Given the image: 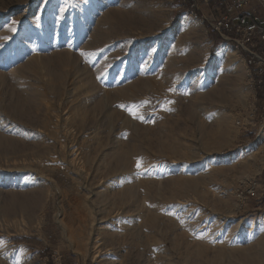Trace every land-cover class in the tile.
Masks as SVG:
<instances>
[{
    "label": "rangeland",
    "instance_id": "obj_1",
    "mask_svg": "<svg viewBox=\"0 0 264 264\" xmlns=\"http://www.w3.org/2000/svg\"><path fill=\"white\" fill-rule=\"evenodd\" d=\"M179 11L0 0V264H264V207L233 196L261 162L246 68ZM3 176L33 213L5 215Z\"/></svg>",
    "mask_w": 264,
    "mask_h": 264
},
{
    "label": "built area",
    "instance_id": "obj_2",
    "mask_svg": "<svg viewBox=\"0 0 264 264\" xmlns=\"http://www.w3.org/2000/svg\"><path fill=\"white\" fill-rule=\"evenodd\" d=\"M180 11L200 21L217 35L246 68L250 95L235 121L244 137H254L261 162L259 172L241 180L233 196L238 212L252 199L264 207V0H176Z\"/></svg>",
    "mask_w": 264,
    "mask_h": 264
},
{
    "label": "bare ground",
    "instance_id": "obj_3",
    "mask_svg": "<svg viewBox=\"0 0 264 264\" xmlns=\"http://www.w3.org/2000/svg\"><path fill=\"white\" fill-rule=\"evenodd\" d=\"M151 19V18H150ZM154 19H151V21ZM150 21V22H151ZM149 27V26H148ZM120 28V27H118ZM136 28V27H135ZM113 29V28H112ZM118 31V30H117ZM120 31V30H119ZM111 32V31H109ZM45 46V45H44ZM65 56V55H64ZM68 61V59H65ZM56 61V60H55ZM73 61V60H72ZM70 63V62H69ZM73 63V62H72ZM66 64V63H65ZM74 64V63H73ZM72 64V65H73ZM61 68V67H60ZM75 68V67H74ZM72 69V68H71ZM57 73V72H55ZM61 78V77H60ZM24 105V103H23ZM22 106V105H21ZM17 107V106H16ZM24 108V107H23ZM16 110V108H15ZM17 114V113H16ZM24 121V120H23ZM27 123V122H26ZM31 125V124H30ZM9 131V129H7ZM222 137V136H221ZM2 139L4 140V137H0V147H2V149L4 150L5 148L3 147V143L6 146V140L2 141ZM10 143V142H9ZM3 145V146H2ZM1 149V150H2ZM10 149V148H8ZM15 150V149H14ZM138 150V149H137ZM7 151V150H6ZM136 151V150H135ZM22 176V175H21ZM2 177V176H1ZM4 177V176H3ZM15 178V177H14ZM13 178V180H11L8 176H5L3 178V188L6 191V193L8 194V198L7 201L8 203L5 201H2V205H3V211L5 212V215H12V213H24V212H28V213H33L36 208L40 205V193L37 191H29L28 189H24L25 186V179L24 180H19L20 182L16 181ZM18 178V177H17ZM23 178V177H22ZM126 180V179H125ZM29 181V180H28ZM27 182V180H26ZM30 182V181H29ZM39 184V183H38ZM28 185V184H27ZM17 187L19 188L18 190L15 189V191H11V189H13V187ZM30 186V185H29ZM32 186V184H31ZM34 187V186H33ZM36 187V186H35ZM2 190V189H1ZM3 191V190H2ZM1 191V192H2ZM127 191H125L126 193ZM6 194V195H7ZM130 194V193H129ZM10 203V206H9ZM100 231H102V233H106L107 230H109L107 227L102 226L101 228L99 227ZM108 233V232H107Z\"/></svg>",
    "mask_w": 264,
    "mask_h": 264
},
{
    "label": "trees",
    "instance_id": "obj_4",
    "mask_svg": "<svg viewBox=\"0 0 264 264\" xmlns=\"http://www.w3.org/2000/svg\"><path fill=\"white\" fill-rule=\"evenodd\" d=\"M179 12H182V11H179ZM208 38L209 40L212 42V49L219 46L220 45V39L217 37V35L215 34H212V33H208ZM250 138H253L252 136ZM264 179V177H263ZM42 254L44 255V257H47L49 254L44 251V253L42 252Z\"/></svg>",
    "mask_w": 264,
    "mask_h": 264
},
{
    "label": "snow or ice",
    "instance_id": "obj_5",
    "mask_svg": "<svg viewBox=\"0 0 264 264\" xmlns=\"http://www.w3.org/2000/svg\"><path fill=\"white\" fill-rule=\"evenodd\" d=\"M13 23H15V22H13ZM11 30L14 31L15 29L13 28ZM143 103H147V101H145ZM168 103H172V101H168ZM120 107L124 108V106H122V105ZM128 111H129V115H131L133 118L140 119L143 122V116L138 115V113L134 110L129 109ZM136 167L138 169L141 167L140 161H137Z\"/></svg>",
    "mask_w": 264,
    "mask_h": 264
},
{
    "label": "crops",
    "instance_id": "obj_6",
    "mask_svg": "<svg viewBox=\"0 0 264 264\" xmlns=\"http://www.w3.org/2000/svg\"><path fill=\"white\" fill-rule=\"evenodd\" d=\"M250 204H251V205H258L259 202H258L256 199H252V200L250 201Z\"/></svg>",
    "mask_w": 264,
    "mask_h": 264
}]
</instances>
